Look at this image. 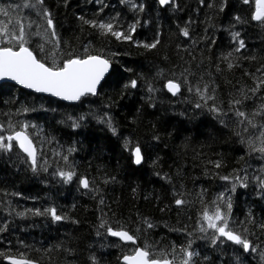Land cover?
Returning <instances> with one entry per match:
<instances>
[{
	"label": "trees",
	"instance_id": "16d2710c",
	"mask_svg": "<svg viewBox=\"0 0 264 264\" xmlns=\"http://www.w3.org/2000/svg\"><path fill=\"white\" fill-rule=\"evenodd\" d=\"M9 2L20 0H0V4L5 6ZM105 2L109 7L101 13V18L116 12L128 22L135 18L127 7L119 4V0ZM138 2L146 4L145 12L139 16L148 23L138 27L134 38L150 43L155 39L156 32H160V44L151 51L119 43L112 37H102L87 26L82 30L76 16L94 18L93 14L100 7L95 0H68L67 7L63 0H46L57 24L62 51L82 52L83 46L87 45L93 53L103 50L108 54L109 49L119 52L120 55L112 59L123 78L111 81L100 90V96L90 98L93 101L91 104L81 106L30 93L13 84H0V123L6 124L9 119L5 113H15L17 108L25 105L35 107V112L26 116L12 115L11 118L13 121L26 120L44 130L41 136L33 138L37 141L38 155L42 148L43 158L48 159L51 165L48 172L33 174L17 158L18 149L11 160L7 156H0V225L8 224L7 230L0 233V251L13 254L18 250L24 251L21 247L23 242L29 246L28 256L38 260L39 264H88L90 255H96L102 264H119L122 249L102 248L101 243L106 241H101L95 235V225L100 215L98 197L79 188L75 178L71 184L65 185L58 181V177H53L52 172L56 168L53 150L66 151L70 145L75 146L77 151L71 159L76 164L78 174L87 176L101 190L105 200L103 211L108 217L126 223L133 230L137 227L138 216L148 217L155 227L148 230L146 237L141 234L140 243L143 244L146 239L150 243L168 247L172 243L177 246L186 243L185 235L170 231V227H187L188 232H194L200 209L196 194L202 188L207 189L205 198L210 200L222 190L224 182L218 177H206V170L225 175L233 169L250 165L248 174L253 175L260 174L259 170L264 167V161L256 158L245 156V160H240L239 157L245 154L244 148L233 143L235 137L231 131L222 127L212 113L193 107L195 97H189L186 89L177 97H172L166 90L160 92L154 99V107H149L142 99L148 95L146 81L162 88L165 80L172 77L173 71L179 76L184 68L189 67L197 77L203 75L206 81L214 82L218 99L224 102L225 108L230 99L238 97L237 89L255 87L256 79H264V30L259 26L237 24L234 30L240 31L246 41V47L240 52L234 51L232 38L225 31L230 22L235 23L232 21L235 15L250 21L254 0L251 7L243 5L240 0H228L223 13L218 11V7H207L209 3L218 5L220 0H204L203 4L200 0H177L180 10L176 12L160 8L155 0ZM189 20L192 21L189 26L191 38L186 39L179 34L178 25L183 27ZM193 39L198 41L194 48ZM211 40H215V43H210ZM229 52L233 53L230 57L232 69H228V61L222 59ZM192 56H195V60ZM201 61L202 66L197 68L196 64ZM217 65L221 69L219 72ZM124 66L131 67L134 72L124 73ZM158 70H163L164 78L154 79ZM135 75L142 76L138 88L129 89L128 94L121 98L123 84ZM261 95H264V88L258 97ZM105 103H112V107L104 109ZM248 103L251 110L260 100L256 99L255 104L251 101ZM96 109L111 112L118 127V136H113L91 118L75 132L57 123L69 114L80 115ZM154 134L160 136L159 141L153 140ZM49 136L54 137L51 143L47 142ZM125 137L131 139L130 147L139 143L145 149L146 162L139 169L130 164V153L122 147ZM217 160L222 162L219 170L208 163ZM153 161H156L154 166ZM157 172L168 174L172 183L161 179L155 174ZM111 177H115V181H111ZM105 179L110 182L105 184ZM180 185L187 191L185 198L193 201L183 208L176 207L172 194L173 187L179 189ZM255 187V183H252L248 189H237L233 197L232 219L247 221L251 213L253 223L247 225L254 233L251 239L255 245L264 248V229L260 228V225H264V199L257 198ZM53 204L61 214H67L79 223L63 221L54 224L44 216L29 214L27 218L19 219L14 212L9 214L11 209H43ZM61 244L73 249L74 255L57 251V246ZM193 248L199 252L209 251L206 242L199 239H194ZM244 264L262 262L258 254H252L246 255Z\"/></svg>",
	"mask_w": 264,
	"mask_h": 264
},
{
	"label": "snow or ice",
	"instance_id": "6c2138e0",
	"mask_svg": "<svg viewBox=\"0 0 264 264\" xmlns=\"http://www.w3.org/2000/svg\"><path fill=\"white\" fill-rule=\"evenodd\" d=\"M91 2V0H89ZM100 5L93 14L94 18L89 19L84 15L76 16L77 21L84 26L95 30L102 37H112L119 43L132 44L137 48H143L151 51L160 44V32L157 31L155 39L152 42H141L136 40L135 34L138 27L145 26L148 21L141 20L139 14L144 13L146 4L138 0H119L121 6L128 8L133 13L134 19L131 22L121 19V14L116 12L114 15H107L101 18L109 5L105 0H95ZM160 8L170 9L173 12L180 10L177 0H155ZM201 4L204 0H200ZM228 0H220L218 5L207 4L209 9L218 7V11L223 13L227 8ZM243 5L252 6V0H240ZM65 7L68 0H63ZM0 81L14 82V85L21 89L29 90L30 93L45 94L59 101L68 102L74 106H81L85 103L91 104L90 98L101 95V89L111 81L122 79V73L114 67L113 57L120 55L119 52L108 50L105 54L103 50L99 53L90 51L87 45L83 46L82 52L69 51L64 53L61 48V40L57 32V24L53 18L52 10L47 6L46 0H20V2H9L7 5L0 4ZM211 20V17H209ZM230 26L225 29L228 31L234 44V51L240 52L246 47V41L241 36V32L234 30L237 24H250L259 26L264 30V0H254V7L250 12V21L235 15L232 17ZM191 20L185 22L183 27H179V34L186 39L191 38L189 26ZM209 27H212L209 24ZM207 33V29H205ZM202 38V39H206ZM198 43L193 39V48ZM212 44L215 40H211ZM179 48V46H178ZM185 51H188L185 49ZM59 52V56L57 53ZM189 55H192L189 52ZM233 53L229 52L222 57L228 61L227 68L232 69L233 63L230 60ZM183 59V58H181ZM195 60V56H192ZM201 61L196 64L200 68ZM221 69L217 65V71ZM260 71V69H257ZM124 73L132 74L134 70L131 67L124 66ZM247 74V73H246ZM163 70H158L156 78H164ZM141 75L130 76L121 89V98L128 94L129 89H137L138 81ZM148 95L142 97L148 103L149 107H154V99L160 92L166 90L172 97L182 94L186 89L189 97H195L192 101L193 107L197 110H207L213 114L219 124L228 128L232 136L235 137L233 143H238L244 148V155L239 157L245 160V156L264 161V95L258 97V93L264 88V79H256L255 87L237 89L238 97H233L224 107V102L218 99L217 89L214 82L206 81L203 75L197 77L191 67L184 68L179 76L172 72V77L167 78L162 88H157L152 82L146 81ZM256 99L260 100L255 104ZM255 104L249 110V103ZM112 103L103 104L104 109H110ZM48 111V109H43ZM35 107L21 106L15 110V113H5L9 119L5 123H0V156H7L9 160L12 154L16 153L21 163L25 164L33 174L39 172H48L51 167L49 160L43 158L41 148L39 155L37 141L34 136H41L44 132L38 125L32 124L26 120L13 121L12 115L26 116L30 112H35ZM55 111V109H52ZM89 118L95 120L99 125L104 126L113 136H118V127L109 111L99 109L90 110L88 113L80 115H67L57 123L70 127L74 132L81 128ZM29 129H38L30 132ZM54 137H48L47 142L51 143ZM153 140L159 141V135H153ZM131 139H123V149L130 153V164L139 169L145 162V149L137 143L134 147ZM77 148L70 145L66 151L53 150V156L56 157V168L52 172L54 178L68 185L78 180L79 188L93 193L98 197L100 215L97 217L98 223L95 225V235L102 242L101 247H119L122 249L118 257L119 264H244L246 255L258 254L262 264H264V248L253 243L251 237L254 235L247 226L253 223L251 213L247 221H234L232 219L234 201L233 197L237 189H248L252 183H255V191L258 199H264V167L259 170L260 174H248V168L233 169L232 172L221 175L218 171H205V176L218 177L223 181L222 190L216 193L213 198L206 199L207 189H201L197 193V200L200 209L197 212L194 232H188L187 227L169 228L170 231L182 232L186 237V243L177 246L172 243L170 247L153 244L146 239L143 244L140 243V236L148 235V230L155 227L154 223L148 217L137 218V227L130 229L126 223L114 220L108 217L103 211L105 200L101 190L94 186L95 182L90 181L87 176L78 174L76 164L71 159L72 154ZM22 154V155H21ZM43 158V159H42ZM42 161V162H41ZM62 162V164H61ZM153 166L156 161H153ZM214 168L219 170L222 162L209 161ZM247 163V162H246ZM161 179L172 183L168 174L161 175ZM111 177V181H115ZM110 180L105 179V184ZM135 192V189H133ZM174 204L177 208L187 207L193 201L185 198L187 191L183 185L177 189L173 187ZM18 195V194H14ZM164 209H161L163 211ZM111 211V209H109ZM14 212L19 219H25L29 214L34 216H44L50 218L52 223L70 221L73 224L79 221L71 219L67 214H61L59 209L53 204L43 209L26 208L23 211L11 209L9 214ZM115 213H113V217ZM115 225V227L113 226ZM8 224L0 225V233L7 230ZM264 229V225H260ZM198 233V235H197ZM114 238V239H109ZM194 239L203 240L209 249L208 252H199L193 248ZM24 251H17L15 254L7 251H0V264H39L38 260L28 256V245L21 242ZM57 251H63L69 255H74V250L70 247L58 245ZM51 251V249H48ZM88 264H102V261L96 255H90Z\"/></svg>",
	"mask_w": 264,
	"mask_h": 264
},
{
	"label": "water",
	"instance_id": "95a60500",
	"mask_svg": "<svg viewBox=\"0 0 264 264\" xmlns=\"http://www.w3.org/2000/svg\"><path fill=\"white\" fill-rule=\"evenodd\" d=\"M2 83H9V84H13L14 85V82H10V81H0V84H2ZM16 87H18V88H20L19 86H17V85H15ZM21 89V88H20ZM22 90H24V91H28L29 92V90H25V89H22ZM34 94H36V93H34ZM37 95H42V96H46V97H49V96H47V95H45V94H37ZM49 98H52V97H49ZM53 99H55V98H53ZM55 100H57V99H55ZM57 101H59V100H57ZM60 102H64V101H60ZM64 103H67V104H69L68 102H64Z\"/></svg>",
	"mask_w": 264,
	"mask_h": 264
}]
</instances>
